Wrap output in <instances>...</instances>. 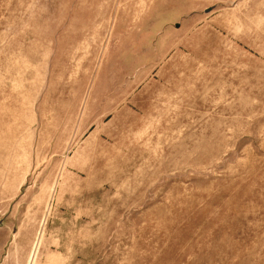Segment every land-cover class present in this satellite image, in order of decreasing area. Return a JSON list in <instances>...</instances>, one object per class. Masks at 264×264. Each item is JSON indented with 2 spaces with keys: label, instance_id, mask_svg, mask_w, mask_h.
<instances>
[{
  "label": "rangeland",
  "instance_id": "1",
  "mask_svg": "<svg viewBox=\"0 0 264 264\" xmlns=\"http://www.w3.org/2000/svg\"><path fill=\"white\" fill-rule=\"evenodd\" d=\"M0 264H264V0H0Z\"/></svg>",
  "mask_w": 264,
  "mask_h": 264
}]
</instances>
